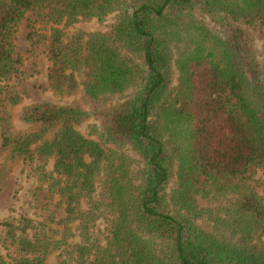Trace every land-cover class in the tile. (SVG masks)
Returning a JSON list of instances; mask_svg holds the SVG:
<instances>
[{"label": "trees", "instance_id": "1", "mask_svg": "<svg viewBox=\"0 0 264 264\" xmlns=\"http://www.w3.org/2000/svg\"><path fill=\"white\" fill-rule=\"evenodd\" d=\"M28 11L48 26L27 34L47 41L46 88L73 96L22 106L18 130L0 118L48 211L0 220V264H264V57L248 30L264 34V0H0V113L19 100ZM108 14L105 30L64 32Z\"/></svg>", "mask_w": 264, "mask_h": 264}, {"label": "rangeland", "instance_id": "2", "mask_svg": "<svg viewBox=\"0 0 264 264\" xmlns=\"http://www.w3.org/2000/svg\"><path fill=\"white\" fill-rule=\"evenodd\" d=\"M113 20L112 14H108L101 21L92 19L90 21L79 20L64 28L66 34H72L76 31H86L88 33L96 30H105L107 25ZM203 22L211 29H215L214 24L210 23L207 18H203ZM36 29L37 33L47 34L48 26L36 18L34 12L28 11L17 25L15 36L13 39V55L20 59L18 64V72L8 82L13 89L18 92L19 100L14 104H6L4 113H0V118L8 121L10 130H18L22 124L19 121V111L22 106L30 103H39L41 101H50L54 103H68L72 96L60 97L47 89L45 78L47 61L45 52L47 49V41H37L30 45L27 34ZM253 36V49L258 59L264 57L263 32L257 28L248 29ZM86 70L74 74L78 82L84 79ZM176 71L173 69L172 85L175 83ZM130 89L124 91L121 95H114L110 102H114L120 96H127ZM2 120L0 119V127ZM86 124L79 127V130L85 134ZM125 152L134 159L132 167L138 165L136 155L130 150ZM37 163L43 162V157L36 158ZM49 166V162L46 163ZM31 164L21 160L11 161L7 158V150L1 145L0 136V220H10L17 217L20 212L26 217L41 218L47 214V209L43 203L45 199V191L36 187L35 181L27 176ZM252 171V169H250ZM253 178L263 180L261 186H257L256 191L264 198V172L256 169L253 171ZM261 184V183H260ZM259 184V185H260ZM198 204H206L205 200L197 198ZM5 232V227L0 224V253L4 254L1 239ZM43 264H57L55 254H49Z\"/></svg>", "mask_w": 264, "mask_h": 264}]
</instances>
